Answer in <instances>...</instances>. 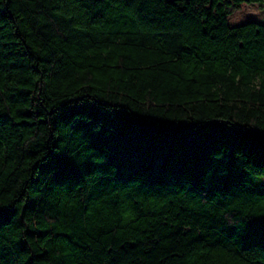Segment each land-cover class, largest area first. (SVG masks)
<instances>
[{
    "label": "trees",
    "instance_id": "trees-1",
    "mask_svg": "<svg viewBox=\"0 0 264 264\" xmlns=\"http://www.w3.org/2000/svg\"><path fill=\"white\" fill-rule=\"evenodd\" d=\"M264 0H0V264H264Z\"/></svg>",
    "mask_w": 264,
    "mask_h": 264
},
{
    "label": "rangeland",
    "instance_id": "rangeland-1",
    "mask_svg": "<svg viewBox=\"0 0 264 264\" xmlns=\"http://www.w3.org/2000/svg\"><path fill=\"white\" fill-rule=\"evenodd\" d=\"M228 20L231 25H238L249 20L264 23V2L244 3L228 16Z\"/></svg>",
    "mask_w": 264,
    "mask_h": 264
}]
</instances>
